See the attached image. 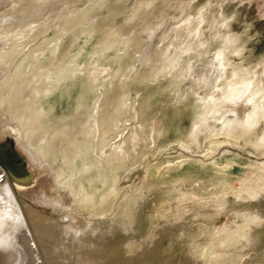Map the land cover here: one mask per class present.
Masks as SVG:
<instances>
[{
	"label": "rangeland",
	"instance_id": "obj_1",
	"mask_svg": "<svg viewBox=\"0 0 264 264\" xmlns=\"http://www.w3.org/2000/svg\"><path fill=\"white\" fill-rule=\"evenodd\" d=\"M23 1L0 0V9L16 6L0 20V40L6 42L1 63L13 58L1 94L5 108L16 93L23 116L39 113L31 131L35 146L9 130L0 134V143L29 162L35 189L43 188L44 168L46 178L54 169L60 185L89 196L63 200L61 216L54 212L55 219L64 215L66 224L81 230L77 237L95 244L82 246L81 264H264V92L251 126L242 116L227 131L194 136L212 112L202 117V79L216 78L210 94L222 99L233 80L257 78L264 91V17L257 5ZM46 6L51 12L42 16ZM218 55L224 57L219 72ZM95 112L105 121L106 142L88 139L67 162L63 157L79 134L73 130L89 125ZM33 147L53 153L44 167L32 159Z\"/></svg>",
	"mask_w": 264,
	"mask_h": 264
},
{
	"label": "bare ground",
	"instance_id": "obj_2",
	"mask_svg": "<svg viewBox=\"0 0 264 264\" xmlns=\"http://www.w3.org/2000/svg\"><path fill=\"white\" fill-rule=\"evenodd\" d=\"M24 1H23V4L24 3L26 4L27 0H26V2H24ZM35 1H37V0H35ZM246 1L249 4H256L257 8L259 10L258 13L261 14L262 17H264V2H263V0H246ZM33 2H34V0H33ZM18 4H19V2H18ZM27 5H28V2H27ZM47 5L49 6V4H47ZM34 6H35V3H34ZM12 7H14V5ZM12 7L9 3V5L5 9L4 8L0 9V20L1 21L3 19L2 18L3 14H5L6 12L10 13L9 11H11L10 9ZM15 7H14V9H16ZM29 7L26 6V8H29ZM12 11H13V9H12ZM26 11H27V9H26ZM42 11H43L42 16H46L48 14L47 12H49V13L51 12V9H50V7L46 6V8L44 7L42 9ZM29 12L32 13V11H29ZM12 14H14V13H11V15ZM137 14H136V16H137ZM17 16H18V14H17ZM136 16H133V17H136ZM37 20H39V19L37 18ZM128 23H130V22H128ZM122 24H123V22H122ZM123 25H125V24H123ZM127 26H128V24H127ZM151 33H152L151 37H153L152 35H155V33L154 34H153V32H151ZM5 44H6L5 41L0 40V47L5 46ZM187 44H189V43H187ZM187 44H185V45H187ZM216 58L218 60V62L217 61L216 62L218 64V66L220 67V68H216V69L219 72V69L221 70V66L223 65L224 57H223V55H218V57H216ZM12 59H11V57H6V58L4 57L5 61H3V62H5V63H1L2 60H0V134L2 135L7 130H9L12 133L17 132L20 135L21 141L28 139L32 143V146H35L33 143L35 140V137L31 131L33 129H35L37 126V122H38L37 119L39 117V113H37L38 115L33 114L30 119L23 116L22 115L23 112L21 113L22 109L20 108L21 106L19 104V100H17L19 98V96L17 98L16 93L13 94V98L12 97L10 98V102H9L10 108L7 109L4 107V99H3V96L1 94V91H2L1 87L3 85L7 84L8 76L12 72L11 71L12 70V63H13ZM217 64H214V65L217 66ZM72 69H73V67H72ZM73 70L75 71V69H73ZM213 70H215V69H213ZM213 75H215V74H213ZM215 76H214V78H215ZM218 77H217V80H220ZM16 78H17V76H16ZM212 78L210 80L202 79V82H203L202 84L206 85V89L199 94L200 99L198 100L201 102L200 105L203 106V108H204L203 110H205V112L203 111L204 116H202V117H205V115L208 113V111H207L208 109L212 112L210 115L206 116V118L204 119V123L201 126L197 127L194 136H199L200 134L204 133L205 131L206 132L208 131L209 134H211L212 132H216L217 130H226V129H228V126L230 128L232 124L237 123V119L239 117H242V116H244L246 121H247L246 125L251 126L254 123L256 116L259 115L261 107H263V106H259V104H258V100L260 98L257 100L258 95L261 94L262 92H264L262 89L261 90L259 89L260 85L258 84L257 78H253V79L249 78V79H242V80L240 79L237 81L233 80V82L231 81L232 83H230L228 85V95L223 96V97H225L223 99H222L221 94H219L218 96H215V97L210 94V91L212 90V86H214V87L216 86V84H215L216 78L214 80H212ZM14 79H15V76L11 79V82H13ZM18 80H17V83H14V85L18 84V82H19ZM196 81H198V79ZM204 82L206 84H204ZM212 82L214 85L212 84ZM51 84H53V83H51ZM35 85H37V84H35ZM20 86H21V84H20ZM24 87H26V86H24ZM46 87H47V85H46ZM48 87H47V89H48ZM15 88H16V85H15ZM30 88H32V87H30ZM34 89H35V87H34ZM34 89H31V90L34 91ZM48 90H50V89H48ZM17 91H19V89ZM33 91H31V92H33ZM219 91H221V90L219 89ZM212 92H213V90H212ZM12 93H14V92H12ZM20 93H22V91H20ZM34 93H35V91H34ZM219 93H221V92H219ZM25 97L28 98L26 94H25ZM33 97H34V95H33ZM20 98L22 100H24V102L27 101L26 98H24V97H23L24 99L22 98V95H20ZM210 100H212L213 103ZM28 102H29V100H28ZM210 102L213 105V110L210 109V106H211ZM23 104H22V106L25 108L26 106H24L25 104L24 105ZM27 105H28V103H27ZM31 106H33V105H31ZM82 107H83V105H82ZM23 111H25V110H23ZM31 111H32V109H31ZM39 111L41 112V110H39ZM27 114H29V113H27ZM116 114L117 113H115V115ZM26 116H28V115H26ZM243 118H242V120H243ZM77 120H78V118H77ZM199 120L201 121V119H199ZM112 121H114V120H112ZM104 122L105 121L102 118V116L98 112H95V114L93 116H90V119H89L90 124L89 125L87 124V126L84 125V128L82 126L81 129L73 130V132H75V133H76V131H79L78 132L79 133L78 134L79 140L77 141V139H78L77 138V139H75V142H73V143L70 142L72 144H70V146L68 147L69 148L68 150H67V147H65V145H63L64 146L63 148H65L68 151L66 157H63V158L64 159L66 158L65 160L66 161L68 160L67 162L72 161L73 159H75L77 154H79L78 152H80V149L83 147L84 143L87 142L88 139L96 138V136H97L98 142L101 145H103L106 142L107 137H108V136H106V133H107L106 129H104L102 127V123H104ZM73 123H74V126H76V125H78L79 122L77 123V122L73 121ZM197 124L199 125L201 123H197ZM61 127L64 130L60 128V131H63V133L66 135L68 133L65 130L66 125H63ZM42 129H43V127H42ZM43 131H41V132L43 133ZM60 131H57V132H60ZM37 133H34V134H37ZM39 133H40V131H39ZM55 133L56 132H54V136H55ZM49 134H50V132H49ZM69 134H72V133L69 132ZM69 134H68V136H69ZM107 135H109V134H107ZM41 136L42 135H40V137ZM45 136H46V133H45ZM75 136H76V134H75ZM58 137H56V138H58ZM43 138H44V135H43ZM56 138L54 137V140H57ZM62 138L63 137H61V139ZM40 139L42 140V138H40ZM65 139H66V137H65ZM68 140H71V137H70V139L68 137ZM43 141L42 142L40 141V143H44ZM89 141L91 142V140H89ZM2 144L0 143V149L2 150L3 153H1V152L0 153L2 154V156L4 158L8 157V159L11 162H13V160H15L16 166L14 165L15 166L14 169L16 167L18 168L17 169L18 170V178L16 179L13 176L9 175L6 171V169L2 165H0V264H33L36 261L39 264H81V261L79 260V255H80V253L83 252L82 246L85 245L87 247V249H90L95 244L90 243L92 241H90V242L86 241V239L81 235L79 237H77L76 234L78 232L80 233L81 230H79V229L73 230L71 225L66 224L67 223V217H64L63 214H62L63 219H60V220L58 219L59 220L58 221L57 219L54 218V212L60 211L61 201H63V200H66V202H70V201H72V199L79 198L81 196H85V197H89V196H86V193L82 190H80L79 193L74 194L72 185H69V184L66 186L60 185V175L54 169H52L51 175L46 178V176L48 175V171L44 168V173H45L44 178L45 179H44V182L42 184L43 188L41 191L35 189L36 185L32 182L33 181L32 180L33 174L31 172L32 169L30 167L29 162L27 160H24L23 158H19V155L18 154L16 155V152H12L10 149H9L10 151L5 149L3 147L4 144H3V146H2ZM20 144H22V143H20ZM52 144L53 143L51 142V145ZM87 144L89 145V143H87ZM33 148L35 149V147H33ZM184 148H185L184 150H190V148L187 146H185ZM42 149H43V147H42ZM3 150H5L7 152H4ZM40 150H38V151L36 149L33 150L31 153V157L35 162H37V164L44 167V164L48 163L47 162L49 160L48 156L49 155L51 156V154H53V153H51L52 150L50 152H47L49 149L47 151L45 150V152L51 153L49 155L46 154L47 155L46 156L45 153L41 152ZM184 150H181L180 152L183 153L185 157H188L190 159H191V157H194V156H192V154H190L189 152L184 151ZM62 151H64V150H62ZM120 159H121V156H120ZM201 160H203L205 162L208 161L207 159H201ZM210 160H213V159H210ZM24 161H25V165H24ZM66 161H64V162H66ZM117 161H119V160H117ZM25 172L28 175H26ZM21 174H22L23 179L21 177L19 178V176ZM60 214L61 213L59 212V215ZM172 217H173V215H172ZM173 221H175V220H173ZM62 223H65V224L62 225ZM60 225H61V227H60ZM87 227H89V226H87ZM87 227L85 229H87ZM62 233H65L67 236V237L65 236L66 238L63 239V241L59 239V236Z\"/></svg>",
	"mask_w": 264,
	"mask_h": 264
},
{
	"label": "water",
	"instance_id": "obj_3",
	"mask_svg": "<svg viewBox=\"0 0 264 264\" xmlns=\"http://www.w3.org/2000/svg\"><path fill=\"white\" fill-rule=\"evenodd\" d=\"M4 152H7V151H5V150H3ZM0 152L1 153H3L2 152V150L0 149ZM9 152V151H8ZM0 153V165H2L5 169H6V171H7V173L9 174V175H11V176H13L14 178H18V168L16 167L15 169H14V167L16 166V162H15V160H13V162H11L9 159H8V157L7 158H4L3 156H2V154ZM10 153V152H9ZM15 165V166H14ZM24 165H25V161H24ZM16 170V171H15ZM25 174L26 175H28L26 172H25ZM22 178V174L19 176V178ZM23 179V178H22Z\"/></svg>",
	"mask_w": 264,
	"mask_h": 264
},
{
	"label": "flooded vegetation",
	"instance_id": "obj_4",
	"mask_svg": "<svg viewBox=\"0 0 264 264\" xmlns=\"http://www.w3.org/2000/svg\"><path fill=\"white\" fill-rule=\"evenodd\" d=\"M9 142L11 143V141L9 140ZM12 144V143H11ZM2 146H3V144H2ZM5 149H7V146L6 145H4L3 146ZM9 150V149H8ZM10 151V150H9ZM12 154V153H11Z\"/></svg>",
	"mask_w": 264,
	"mask_h": 264
}]
</instances>
